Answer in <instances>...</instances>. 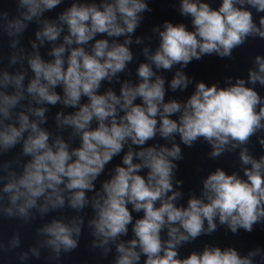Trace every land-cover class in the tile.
<instances>
[{"label":"clouds","instance_id":"obj_1","mask_svg":"<svg viewBox=\"0 0 264 264\" xmlns=\"http://www.w3.org/2000/svg\"><path fill=\"white\" fill-rule=\"evenodd\" d=\"M5 2L14 10L0 4V42L7 38L10 50L6 57L0 50V158L19 152L0 159V217L43 222L26 251L16 252V231L0 239V253L24 262L46 251L60 264L87 229L101 258L114 251L111 264H264L261 246L244 254L208 243L179 251L221 227L233 235L264 230V154L250 147L255 137L264 150V95L255 87H264V55L253 57L246 78L225 77V86L184 71L205 56L234 59L249 38L264 40V0L218 7L179 0L191 27L164 20L150 35L136 34L153 11L149 0H70L55 17L47 14L66 0ZM30 28L34 39L25 45ZM133 45L143 57L134 78ZM193 83L186 99L168 96ZM200 141L210 160L236 154L239 170L216 167L185 203L181 145Z\"/></svg>","mask_w":264,"mask_h":264}]
</instances>
